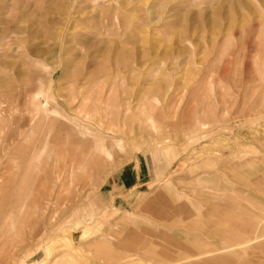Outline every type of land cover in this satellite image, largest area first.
<instances>
[{"label":"rangeland","instance_id":"obj_1","mask_svg":"<svg viewBox=\"0 0 264 264\" xmlns=\"http://www.w3.org/2000/svg\"><path fill=\"white\" fill-rule=\"evenodd\" d=\"M261 235L264 0H0V264L264 260Z\"/></svg>","mask_w":264,"mask_h":264},{"label":"crops","instance_id":"obj_2","mask_svg":"<svg viewBox=\"0 0 264 264\" xmlns=\"http://www.w3.org/2000/svg\"><path fill=\"white\" fill-rule=\"evenodd\" d=\"M248 172H249V170H248ZM248 181L250 183V179L249 178H248ZM249 183H247V184H249ZM241 184L243 185V182H241ZM238 191L247 194V197H248L247 201H254L255 202V200H256L255 196L256 195L253 194L252 192H250V190H248L246 192L244 190V187L242 186V187H239V190ZM155 199H157V198H155ZM156 201L157 200H155V216L160 217L161 214H160L159 210L157 209L158 207L156 206ZM191 207L194 208V203L192 204ZM186 208H187V206L183 207V209H184V212L183 213H185ZM254 210L255 209H248V210L247 209H244V208L243 209H239V211H238L239 212V216L240 217L241 216L250 217L251 216V212L250 211H253V213H254ZM228 211H227V213L230 214L231 212L229 213ZM212 213H213V211H212ZM213 214H215L217 216V219H218V217L222 213L216 211ZM234 215L237 216L236 214H234ZM193 217H196V213H195L194 209L192 210V208H191V218H193ZM192 221L195 222L194 219H192ZM167 222H168L169 228L170 227H173L171 231H173L175 234L176 233H179V237H180L181 236V232H178V230L176 229V226H175V223H176L175 215L172 217V214L170 212H168V214H167ZM254 226L255 225L254 224L253 225L250 224V221H249L248 222V225H247V232H253L254 229H251V228L252 227L254 228ZM244 229H245V224L244 223H240V219L238 218V216L234 219V223H233L232 227H225V230L227 232L237 233V235H236L237 238H238V232H235V230H242V231H244ZM216 232L223 233L220 229L214 230L212 228V226L208 223V220H206V218L203 219V220H201V223H200V236H202L203 238H206V241H213L214 240L215 242H218V240H219L218 236H216V237H214V239H212L213 238V234L218 235ZM193 235H195V234H193ZM260 238L264 239V235H261ZM190 239L194 240L193 236H190ZM208 239H211V240H208ZM227 248H229V247H227ZM254 248L255 247L253 246V249ZM218 249H222V247L221 248H218ZM201 260H202V261H200L201 264H264V262H263L264 260H262L261 258H256L255 254L254 255L251 254V255H248V256H241V257H236V256H232V257H229V256H216L214 258L213 257H211V258H205V259L202 258Z\"/></svg>","mask_w":264,"mask_h":264},{"label":"bare ground","instance_id":"obj_3","mask_svg":"<svg viewBox=\"0 0 264 264\" xmlns=\"http://www.w3.org/2000/svg\"><path fill=\"white\" fill-rule=\"evenodd\" d=\"M23 1H24V0H23ZM27 1H28V0H27ZM25 3H26V2H25ZM26 4H27V3H26ZM28 4H29V3H28ZM70 6H71V4H70ZM59 16H60V15H59ZM48 17H49V16H48ZM56 19H57V18H56ZM61 19H62V18H61ZM18 81H19V80H18ZM75 82H76V81H75ZM89 82H90V79H89V80L87 79L86 85H87ZM92 82H94V81H92ZM84 84H85V83H84ZM81 87H82V86H81ZM102 88H103V87H102ZM84 89H87V88H84ZM80 90L83 91L81 88H80ZM87 90H88V89H87ZM74 91H76V90H74ZM74 91H72L71 93H73ZM81 91H79V92H81ZM11 92H12V91H11ZM39 92H41V91H39ZM84 92H85V90H84ZM44 93H45V92H44ZM76 93H77V92H76ZM81 93H82V92H81ZM81 93H80V95H82V96H80L79 94H74V96H75V95H78V97L80 96V98L82 97V99H83V98H84V99H87V95H85V93H82V94H81ZM42 94H43V93H42ZM43 96H44V95H43ZM71 96H72V95L69 94V98H71ZM98 96H99V95H98ZM45 97H46V98L44 99V101H45L44 104L46 105V104L48 103V95L45 96ZM72 97H73V96H72ZM76 97H77V96H76ZM74 98H75V97H74ZM89 98H90V97H89ZM75 99H76V98H75ZM68 100H70V99H68ZM100 100H101V98H100ZM85 101H86V100H85ZM73 102H74V100H73ZM84 103H85V102H84ZM87 103H89V102H87ZM96 105H97V104H96ZM96 105L93 104V105L91 106V109L88 110V112H92V113H93V110H95V108L98 107V106H96ZM84 106H85V105H84ZM81 112H82V111H81ZM123 112H124V111H123ZM85 113H87V112H85ZM82 114H83V113H82ZM88 114H89V113H88ZM93 114H94V113H93ZM85 115H86V114H85ZM139 116H140V115H139ZM164 116H165V115H164ZM89 119H90V118H89ZM97 119H98V118H97ZM100 119H101V118H100ZM32 121H33V120H32ZM78 125H79V124H78ZM142 132H143V131H142ZM60 134H61V133H60ZM139 134H140V133H139ZM54 138H55V136H54ZM71 140H72V139H71ZM72 141H73V140H72ZM72 141H66V145H67V144H68V145H74V144H73L74 141H73V142H72ZM50 142H51V140H50ZM55 142H56V141H55ZM64 142H65V141H64ZM74 143H75V142H74ZM20 144H21V143H20ZM57 144H60V143H57ZM61 144L63 145V143H61ZM75 144H76V143H75ZM22 145H23V144H22ZM35 145H36V144H35ZM35 145H34V146H35ZM49 145H51L49 142H44V144H43V146H45V147H48ZM68 145H67V146H68ZM56 146H57V145H56ZM64 146H65V145H64ZM119 251H120V250H119ZM210 254H211V253H210ZM199 255H200V254H199ZM207 255H208V254H207ZM194 257H195V256H194ZM202 257H203V256H202ZM195 258H196V257H195Z\"/></svg>","mask_w":264,"mask_h":264}]
</instances>
